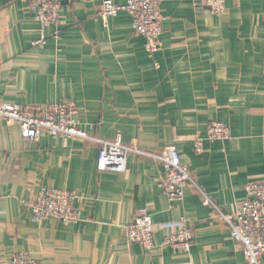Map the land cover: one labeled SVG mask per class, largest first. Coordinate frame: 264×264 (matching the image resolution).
I'll list each match as a JSON object with an SVG mask.
<instances>
[{
	"label": "crops",
	"instance_id": "crops-1",
	"mask_svg": "<svg viewBox=\"0 0 264 264\" xmlns=\"http://www.w3.org/2000/svg\"><path fill=\"white\" fill-rule=\"evenodd\" d=\"M39 1L0 0V102L72 101L83 128L121 133L145 154L130 153L125 172H100L96 143L46 132L30 142L0 118V264L22 251L43 264H250L194 187L170 201L162 163L149 154L175 148L226 214L240 208L249 180L264 179V0H225L222 14L207 0H163L154 56L125 10L105 22L100 0H60L59 22L42 28L31 9ZM216 120L229 124L226 140L206 139ZM42 186L75 192L82 221H32L22 200ZM141 207L155 222L150 249L127 238ZM182 219L194 232L189 252L165 244Z\"/></svg>",
	"mask_w": 264,
	"mask_h": 264
},
{
	"label": "built area",
	"instance_id": "built-area-1",
	"mask_svg": "<svg viewBox=\"0 0 264 264\" xmlns=\"http://www.w3.org/2000/svg\"><path fill=\"white\" fill-rule=\"evenodd\" d=\"M100 1L102 7L100 15L105 22L115 17L119 11L125 10L132 18L133 30L144 38L146 51L154 56L161 49L166 21L162 9L163 0H127L124 5H119L114 0ZM206 4L214 14H222L226 9L225 0H207ZM60 8V0H40L31 5L35 19L40 22L42 28L59 22ZM46 41V37L42 36L33 44L43 46ZM156 67H159V63H156ZM0 118L19 125L22 135L30 142L38 140L40 134L46 132L54 138L62 135L66 139H82L96 143L99 146L97 169L100 172H125L130 153L145 154L138 148L128 145L121 133L114 138H103L95 134V126L83 128L78 107L72 101L42 105L0 102ZM229 136L228 123L220 120L209 123L206 139L223 141ZM203 139L197 138L195 141V150L198 153L204 150ZM149 156L162 163L164 174L160 185L170 201L181 200L186 187H194L201 193L204 204L213 206L219 212L220 218L229 226L231 238L242 246L247 262L261 264V257L264 255V179L249 180L246 185V199L240 208L226 214L195 181L175 148ZM77 198L73 191L42 186L33 197L22 202L30 212L32 221L38 224L50 218H56L66 224H76L82 221L81 208L76 204ZM154 232L155 222L150 210L147 207L139 208L133 222L126 229L129 242L150 249L154 246ZM194 238L192 228L187 225L185 219H182L176 230L167 236L165 244L174 250L189 252ZM8 264L43 263L30 252L22 251L14 253Z\"/></svg>",
	"mask_w": 264,
	"mask_h": 264
}]
</instances>
